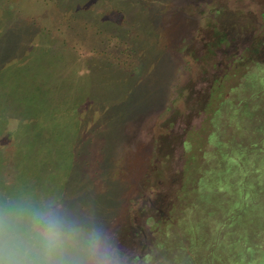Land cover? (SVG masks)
Listing matches in <instances>:
<instances>
[{
    "label": "rangeland",
    "instance_id": "rangeland-1",
    "mask_svg": "<svg viewBox=\"0 0 264 264\" xmlns=\"http://www.w3.org/2000/svg\"><path fill=\"white\" fill-rule=\"evenodd\" d=\"M25 191L129 264H264V0H0V194Z\"/></svg>",
    "mask_w": 264,
    "mask_h": 264
},
{
    "label": "clouds",
    "instance_id": "clouds-1",
    "mask_svg": "<svg viewBox=\"0 0 264 264\" xmlns=\"http://www.w3.org/2000/svg\"><path fill=\"white\" fill-rule=\"evenodd\" d=\"M0 264H129L91 216L29 192L0 194Z\"/></svg>",
    "mask_w": 264,
    "mask_h": 264
}]
</instances>
